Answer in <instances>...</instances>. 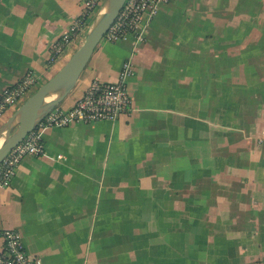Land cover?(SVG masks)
Here are the masks:
<instances>
[{
  "label": "crops",
  "instance_id": "1",
  "mask_svg": "<svg viewBox=\"0 0 264 264\" xmlns=\"http://www.w3.org/2000/svg\"><path fill=\"white\" fill-rule=\"evenodd\" d=\"M83 1L0 0V96L65 63L75 46L53 66L50 47ZM125 60L131 113L45 129L0 229L44 264H264V0L160 5L145 42L97 44L64 107Z\"/></svg>",
  "mask_w": 264,
  "mask_h": 264
},
{
  "label": "built area",
  "instance_id": "2",
  "mask_svg": "<svg viewBox=\"0 0 264 264\" xmlns=\"http://www.w3.org/2000/svg\"><path fill=\"white\" fill-rule=\"evenodd\" d=\"M177 0H124L118 14L110 23L101 40L116 42L132 35L135 42L146 41V32L162 4ZM103 0H84L82 12L73 18L67 29L50 47L49 65H55L81 40L85 30ZM134 73L130 60H125L115 81L91 79L83 93L68 107L60 105L50 110L38 125L13 146L0 161V187H8L22 159L27 155L44 153L42 135L47 128H61L70 124L97 121L114 122L131 113L132 98L127 90V79ZM39 76L27 71L0 96V114L16 107L26 94L40 85ZM0 264H44L40 257L29 255L16 229H0Z\"/></svg>",
  "mask_w": 264,
  "mask_h": 264
},
{
  "label": "water",
  "instance_id": "3",
  "mask_svg": "<svg viewBox=\"0 0 264 264\" xmlns=\"http://www.w3.org/2000/svg\"><path fill=\"white\" fill-rule=\"evenodd\" d=\"M123 2L124 0H103L65 63L49 79L40 84L3 122L0 126V161L72 91Z\"/></svg>",
  "mask_w": 264,
  "mask_h": 264
},
{
  "label": "rangeland",
  "instance_id": "4",
  "mask_svg": "<svg viewBox=\"0 0 264 264\" xmlns=\"http://www.w3.org/2000/svg\"><path fill=\"white\" fill-rule=\"evenodd\" d=\"M154 20V19H153ZM101 42V41H100ZM77 45V44H76ZM79 86H80V84H78L77 83V85L72 89V91L70 92V94L68 95V96H66V98H65V100H63L59 105L60 106H62V107H64V105L63 104H65L66 103V100H68L67 98H71V97H73L75 94H76V92L78 91V89H79ZM36 89H33L32 91H31V93L32 92H34ZM31 93H29V94H26L25 96H24V98L22 99V101L19 103V104H17V106H19ZM118 120H120V118L118 119ZM117 120V121H118ZM97 122H105V121H97ZM96 122V123H97ZM95 123V122H94ZM82 124V123H81Z\"/></svg>",
  "mask_w": 264,
  "mask_h": 264
}]
</instances>
